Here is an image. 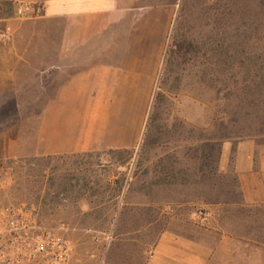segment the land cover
I'll return each mask as SVG.
<instances>
[{
	"label": "rangeland",
	"instance_id": "rangeland-1",
	"mask_svg": "<svg viewBox=\"0 0 264 264\" xmlns=\"http://www.w3.org/2000/svg\"><path fill=\"white\" fill-rule=\"evenodd\" d=\"M142 2L157 8L142 47L157 51L158 75L149 96L143 93L136 148L32 153L38 116L70 72L61 64L66 70L45 75L41 90L33 81L39 62L41 71L59 63L51 57L60 24L43 22L30 47L41 61H31L22 92V156L5 155L7 128L0 126V207L28 203L44 226L64 224L72 264H147L163 232L210 227L212 217L264 245V206H243L234 150L222 163L227 144L264 140V0ZM15 13L0 1V28Z\"/></svg>",
	"mask_w": 264,
	"mask_h": 264
},
{
	"label": "crops",
	"instance_id": "crops-1",
	"mask_svg": "<svg viewBox=\"0 0 264 264\" xmlns=\"http://www.w3.org/2000/svg\"><path fill=\"white\" fill-rule=\"evenodd\" d=\"M0 1L16 6L15 15L0 28L5 155L25 153L22 92L31 82V61H41V53L30 54V47L41 36L43 22L60 24L58 52L51 57L59 63L41 71L39 62L33 81L41 90L45 75L66 70L61 64L68 65L70 72L38 116L32 153L59 156L136 148L142 133L143 93L149 96L158 75L157 51L143 50L142 34L143 29L148 33L157 8L142 0ZM34 5H40L38 12L29 15ZM131 112L133 118L127 120ZM233 150L243 206H264V140H243L234 149L227 144L225 166ZM214 219L210 227L163 232L147 264H264V245L238 238L214 225Z\"/></svg>",
	"mask_w": 264,
	"mask_h": 264
},
{
	"label": "built area",
	"instance_id": "built-area-1",
	"mask_svg": "<svg viewBox=\"0 0 264 264\" xmlns=\"http://www.w3.org/2000/svg\"><path fill=\"white\" fill-rule=\"evenodd\" d=\"M197 215L205 220L203 209ZM66 230L64 224L44 226L34 205L0 207V264H72Z\"/></svg>",
	"mask_w": 264,
	"mask_h": 264
}]
</instances>
